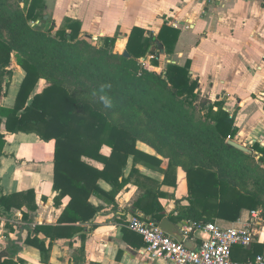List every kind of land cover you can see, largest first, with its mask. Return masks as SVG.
<instances>
[{
  "label": "trees",
  "instance_id": "16d2710c",
  "mask_svg": "<svg viewBox=\"0 0 264 264\" xmlns=\"http://www.w3.org/2000/svg\"><path fill=\"white\" fill-rule=\"evenodd\" d=\"M20 5L22 8H19ZM44 12L43 0H20L14 12L0 4V23L3 24L0 27V101L6 93L4 86L8 85L4 77L11 76L12 58L24 73L13 107L6 109L0 106V125L1 118H5V129L9 134H34L42 141H54L53 191L57 193L54 204L57 205L64 196L70 198L62 216L71 211L82 222L91 220L102 210V207H94L88 203L91 196H96L106 205H115L116 196L138 173L133 166L129 175L124 176L129 158L134 163L144 161L159 167L160 159L137 149L136 145L140 142L168 161L162 183H166L168 169L180 168L185 173L187 204L183 206L181 202H176L177 214L174 218L169 216L171 221H190L201 225L214 223L215 220L235 222L242 211L256 209L261 210L264 220V147L254 143L251 146L252 154L247 155L227 144L229 139H233L236 130L233 119L222 110L220 102L201 103L204 119L213 128L220 149L218 151L225 153L227 157L234 152L248 159L261 155L258 157L261 165L252 167L249 172L259 175L255 184H242L227 178L224 170L228 161L224 162L223 168L219 167V171L198 165L195 156L189 152L190 148L185 146L187 143L172 137L168 130L153 121L149 113L130 101L125 93L127 87L120 94L114 93L113 85L109 84L111 81L105 80L107 76H117L115 70L110 69L111 66L105 65L106 68H102L97 65L98 68L95 67L93 72H89L88 75L95 73L97 84L94 86L81 81L79 76L87 75L88 66L83 67V61L75 64L78 56L71 58L70 52L64 48V45L74 41L85 45L79 40L80 24L65 20L56 28L52 21L46 30H42L48 24L46 21L42 23ZM37 22L41 24H36ZM178 33L177 30L163 26L157 36H152L134 27L127 36L125 45L129 58H120L132 65L136 60L138 64V59L144 57L148 51L157 57L162 54L169 55L173 51ZM117 37H104L101 49L114 46ZM57 60L60 61V66L53 63ZM101 61L104 63L103 59L99 63ZM87 62L91 63L89 60ZM152 63L154 66L158 65L155 60ZM147 74L152 73L148 71ZM136 75H141L138 68ZM127 77L121 81L126 82ZM39 80H45L48 85L36 93ZM159 80L177 98L194 99L197 95L198 83L190 78L188 61L182 67L166 65ZM4 145L5 136L0 133V152ZM103 147L110 150L108 156L101 154ZM216 158L224 159L221 155ZM92 163L100 164L102 168L99 170ZM99 181L108 184L111 190H102ZM159 195L152 189H146L135 203L139 211L155 222L164 218L160 214L162 207L157 200ZM34 203L33 190L0 198V207L6 213L11 208L20 210L23 207L35 211L37 207ZM62 216L58 223L63 222ZM23 218L27 220V215L23 214ZM55 229L57 233L51 235ZM59 230L35 226L34 237H27L25 244L34 245L43 251L45 242L38 240L36 236L43 234L52 242L55 237H63L58 233ZM249 248L235 247L232 260L234 250L244 254V260L240 263L252 260L255 252L249 253ZM259 252L261 253L260 250ZM1 257L0 264H24L21 260L15 262L11 259L2 260Z\"/></svg>",
  "mask_w": 264,
  "mask_h": 264
},
{
  "label": "crops",
  "instance_id": "0c3cea01",
  "mask_svg": "<svg viewBox=\"0 0 264 264\" xmlns=\"http://www.w3.org/2000/svg\"><path fill=\"white\" fill-rule=\"evenodd\" d=\"M45 16L56 28L65 20L80 24L81 36L97 38L118 36L125 47L127 36L134 27L145 34L157 36L163 26L177 30L178 38L169 55H160L159 68L166 65L184 66L189 62V75L211 103L220 102L222 110L233 119V139L243 146L259 144L264 147V0H43ZM149 52V51H148ZM147 52V53H148ZM146 53V54H147ZM156 68V66H154ZM154 68V69H155ZM23 71L11 60V76L1 98L2 108H12ZM48 85L39 80L35 92ZM217 110V108H214ZM0 133L5 145L0 152V198L33 190L36 210L26 207L11 208L8 213L0 207V256L2 260H21L24 264H161L148 260L142 253L140 236L132 234L125 224L135 215H142L135 203L146 189H152L162 207L160 214L176 217V202L186 205L185 173L177 168L175 187L162 183L168 161L158 156L149 146L138 142L142 153L161 160L159 167L129 158L124 169L127 177L134 166L137 174L115 198V205H106L91 196L88 203L102 207L91 220L82 222L74 212L62 216L69 196L54 204L53 153L54 141H42L34 134H9L5 118H1ZM108 156L110 150L101 149ZM261 156L260 154L257 156ZM101 169L102 166L92 163ZM170 182H174L172 176ZM99 186L105 192L111 187L103 181ZM171 192L175 200L167 201ZM249 211H242L238 220H215L223 229L240 230ZM27 215V220L23 218ZM63 217L62 223L58 220ZM72 220V221H70ZM35 226L59 228L63 237L52 242L43 234L36 236L45 242L43 251L26 245L27 237H34ZM57 230H52L55 235ZM180 233V230H179ZM71 234V236H68ZM137 235V236H136ZM188 240L194 248L200 244V233L194 232ZM252 259L264 254V220L255 242L248 249ZM261 251V253L259 252ZM243 252L234 250L235 262L244 260ZM233 260V261H234Z\"/></svg>",
  "mask_w": 264,
  "mask_h": 264
},
{
  "label": "rangeland",
  "instance_id": "374dc122",
  "mask_svg": "<svg viewBox=\"0 0 264 264\" xmlns=\"http://www.w3.org/2000/svg\"><path fill=\"white\" fill-rule=\"evenodd\" d=\"M0 4L8 7L10 12H14L16 11L18 0H0ZM19 8H22V5ZM45 21L48 24L42 27V30H46L52 19L49 18ZM36 24H41V22H37ZM0 27L2 28L3 24L0 23ZM54 32L52 31V33ZM4 33L7 32L5 31ZM103 38L101 37V40L96 41L92 37L81 36L79 40L85 43V45L77 43L78 41L64 45V48L70 52L71 58L78 56L75 64H80L83 61V67L88 66L87 75L79 76L81 81L94 86L97 84L95 73L88 75L89 72H93L94 68H98V66L102 68L111 66L110 69L115 70L117 76L112 78L107 76L105 80L106 82L108 80L111 81L109 84L113 85L114 93L120 94L122 89L127 87L128 89L125 93L128 95L130 101L146 111L147 114L149 113L153 121L168 130L172 137L178 138L180 142L187 143L185 146L190 148L189 152L195 156L198 165L204 168L212 167L219 171V167L223 168L224 162L228 161L229 163L224 170L227 178L233 182H240L242 184L245 182L255 184L259 175H253L249 172L252 167L261 165L257 156L253 159H248V157L234 152L227 157L225 153L218 151L220 149L216 141V135L211 125L204 119V111L201 106V103L205 101L211 103L210 96H207L198 88L194 99L177 98L171 89L159 80V75L162 71L159 68L158 61L155 70L150 72L152 74H147L148 71L143 72L139 63L137 64V60L132 65H128L121 60L120 57L123 56V52L126 50L123 45L118 43V37L114 46H109L105 50L101 49ZM83 58L89 60L91 63L83 60ZM102 59L104 63L102 61L99 63ZM94 60L98 61L94 62ZM59 62L57 60L53 63L60 66ZM137 68L138 73L141 74L140 76L138 75L139 77L136 75ZM125 77H127L126 82H122V78ZM218 155L223 156L224 159H217ZM246 167L247 169H245ZM177 170L172 168L167 170L165 184L170 189L176 186ZM172 176L174 182H170ZM166 197L167 201L175 200L171 192H167Z\"/></svg>",
  "mask_w": 264,
  "mask_h": 264
},
{
  "label": "built area",
  "instance_id": "2783aa9c",
  "mask_svg": "<svg viewBox=\"0 0 264 264\" xmlns=\"http://www.w3.org/2000/svg\"><path fill=\"white\" fill-rule=\"evenodd\" d=\"M97 41V38H94ZM160 61L151 53L138 59L143 70L154 71L152 61ZM252 145V143H250ZM261 210H251L240 230L223 229L215 223L204 225L185 221L180 229L183 240H190L194 232L200 233V244L193 250L186 248L159 228V222L140 214L131 217L125 227L141 237V253L150 261L161 264H264V254L255 256L245 263L232 260L235 247L249 248L259 234L262 226Z\"/></svg>",
  "mask_w": 264,
  "mask_h": 264
},
{
  "label": "water",
  "instance_id": "95a60500",
  "mask_svg": "<svg viewBox=\"0 0 264 264\" xmlns=\"http://www.w3.org/2000/svg\"><path fill=\"white\" fill-rule=\"evenodd\" d=\"M20 2V0H18ZM47 19V17L45 16L42 23L45 22V20ZM123 57L125 58H129V55L127 54L126 51L123 52ZM227 144L233 148H235L236 150L244 153V154H252L251 148L250 146H243L240 143H237L235 141L232 140H228ZM185 224L184 223H180V224H172L171 222H169L166 218H163L160 222H159V228L165 232L166 234H168L169 236L173 237L174 239H176L178 242H182L183 245L188 248L193 250L194 246L188 241V240H183V237L181 236V234L179 233V230L182 228V226Z\"/></svg>",
  "mask_w": 264,
  "mask_h": 264
}]
</instances>
